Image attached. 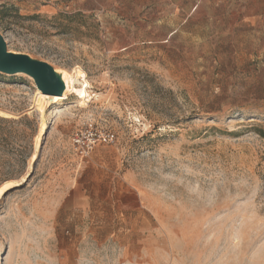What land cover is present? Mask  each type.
<instances>
[{
  "label": "rangeland",
  "instance_id": "1",
  "mask_svg": "<svg viewBox=\"0 0 264 264\" xmlns=\"http://www.w3.org/2000/svg\"><path fill=\"white\" fill-rule=\"evenodd\" d=\"M0 33L89 95L0 73V264H264V0H1Z\"/></svg>",
  "mask_w": 264,
  "mask_h": 264
},
{
  "label": "water",
  "instance_id": "2",
  "mask_svg": "<svg viewBox=\"0 0 264 264\" xmlns=\"http://www.w3.org/2000/svg\"><path fill=\"white\" fill-rule=\"evenodd\" d=\"M1 2V0H0ZM0 73L4 75H26L33 80L36 89L45 95L63 96L65 84L49 62L28 54L8 50L3 35L0 33ZM9 190V189H8Z\"/></svg>",
  "mask_w": 264,
  "mask_h": 264
},
{
  "label": "bare ground",
  "instance_id": "3",
  "mask_svg": "<svg viewBox=\"0 0 264 264\" xmlns=\"http://www.w3.org/2000/svg\"><path fill=\"white\" fill-rule=\"evenodd\" d=\"M57 72L60 74V76H61V78H62V80H63V82L65 84V87H66L65 92H64L63 96L58 97V96H49V95L42 94L36 89L35 106L40 111V113H43L44 106H45V104L48 101H52V102L63 101V100H66L67 96L72 94V93L77 95V97L79 99V105L80 106L86 105V102L88 101L87 98L89 97V95L87 94V90H86L88 84H87V82L84 79V74L79 69H76L73 72V74H69L67 72H63V71H60V70H57ZM77 77H82L84 79L83 80L84 88L78 89V88L75 87L74 83H75V80H76ZM0 116L1 117H6V118L12 117L11 114L5 113L3 111H0ZM43 130H44V124L42 122V124L40 126L39 134H38V136L36 138L35 152L39 148V142H40L41 134L43 133ZM35 152H34V154L31 157V161H34L36 159ZM24 178H25V176H23L21 178V180L23 181ZM14 186H15L14 182H6V183H4L2 186H0V196L5 191H7L8 189H11Z\"/></svg>",
  "mask_w": 264,
  "mask_h": 264
},
{
  "label": "built area",
  "instance_id": "4",
  "mask_svg": "<svg viewBox=\"0 0 264 264\" xmlns=\"http://www.w3.org/2000/svg\"><path fill=\"white\" fill-rule=\"evenodd\" d=\"M99 137H101L100 134L89 132L88 137L84 138L82 133L77 131L71 138V144L75 150V153L79 157L85 158L98 143Z\"/></svg>",
  "mask_w": 264,
  "mask_h": 264
},
{
  "label": "trees",
  "instance_id": "5",
  "mask_svg": "<svg viewBox=\"0 0 264 264\" xmlns=\"http://www.w3.org/2000/svg\"><path fill=\"white\" fill-rule=\"evenodd\" d=\"M0 124H3V125H16L15 122H8V121H4V120H0ZM6 140V137H3V135H0V141H5ZM23 163H26V159H22ZM7 179V177H1L0 178V182L1 181H5Z\"/></svg>",
  "mask_w": 264,
  "mask_h": 264
}]
</instances>
